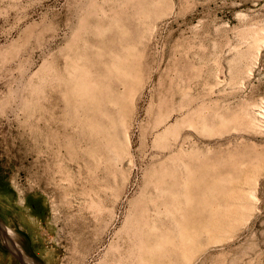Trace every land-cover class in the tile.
Instances as JSON below:
<instances>
[{"label":"rangeland","instance_id":"rangeland-1","mask_svg":"<svg viewBox=\"0 0 264 264\" xmlns=\"http://www.w3.org/2000/svg\"><path fill=\"white\" fill-rule=\"evenodd\" d=\"M177 220L153 264H264V0H0V263Z\"/></svg>","mask_w":264,"mask_h":264},{"label":"bare ground","instance_id":"bare-ground-1","mask_svg":"<svg viewBox=\"0 0 264 264\" xmlns=\"http://www.w3.org/2000/svg\"><path fill=\"white\" fill-rule=\"evenodd\" d=\"M93 131V130H92ZM91 132V131H90ZM21 133V132H20ZM19 133V134H20ZM22 134V133H21ZM20 134V135H21ZM96 134V133H95ZM96 137H97V135H96ZM112 139V138H111ZM24 140V139H23ZM86 142V141H85ZM98 142V141H97ZM86 144V143H85ZM95 145H97L96 143H95ZM95 147V146H94ZM97 149V148H96ZM98 149H100L99 147H98ZM99 154V153H98ZM82 158H83V156H82ZM81 160V159H80ZM85 162V161H84ZM91 166V165H90ZM93 167H94V165H92ZM92 166H91V168H92ZM95 167H96V165H95ZM97 170V169H96ZM150 216V215H149ZM31 217V216H30ZM35 218V217H34ZM34 218H32L31 217V219L33 220V222L35 223V220H34ZM174 218H176V217H174ZM170 219H171V217H170ZM172 219H173V217H172ZM174 220V219H173ZM155 221V223L157 222V221H159L158 219H157V221L156 220H154ZM154 221H152V223H153V225H155L154 227H156V225L158 224V223H156V224H154ZM162 221V220H161ZM163 222V221H162ZM173 222V221H172ZM174 222H176L175 223V225L173 226V227H171V226H169V227H167V228H165V227H162V226H158V227H162L160 230L161 231H158V229L157 230H155L154 228H152L153 227V225H152V223H150L151 225H150V227L151 228H149L148 227V229L146 230V229H144L143 231H142V229L140 230V232H139V234L141 235L142 234V237L143 238H140L139 239V241H138V248H139V251H141V257H140V259L141 260H147V263H149V264H153V262L154 261H160V263H161V261H163V260H165V259H160V258H164V256L165 255H167L165 252H164V245H166L167 246V242H170V247H171V249L172 250H170L169 248H166V250L165 251H167L168 249V251H169V254H171V252L172 251H174L175 253H177V255L176 256H174V257H178V254H180L181 255V246H180V244L179 243H183L184 242V238L183 237H181L180 236V233H181V225H180V222L177 220V221H174ZM161 223V222H160ZM164 224V223H163ZM174 224V223H173ZM165 225V224H164ZM163 228H165V229H163ZM196 234V237H197V241L199 240V236L201 235V234H199V232H197V233H195ZM9 238V237H8ZM168 239V240H167ZM7 241H8V239H6ZM165 240H167V241H165ZM128 244V243H127ZM126 253H125V256L129 259L130 258V255H131V250H130V248L128 247V249H127V251H125ZM164 253H165V255H164ZM124 254V253H123ZM169 254H168V256H169ZM164 255V256H163ZM172 255V254H171ZM170 255V256H171ZM170 256H169V258H170ZM182 256V255H181ZM169 258H167V259H169ZM178 258H180V256L178 257ZM157 259H160V260H157ZM175 259V258H174ZM175 261V260H174ZM164 262V261H163ZM176 262H177V260H176ZM157 263V262H156Z\"/></svg>","mask_w":264,"mask_h":264},{"label":"water","instance_id":"water-1","mask_svg":"<svg viewBox=\"0 0 264 264\" xmlns=\"http://www.w3.org/2000/svg\"><path fill=\"white\" fill-rule=\"evenodd\" d=\"M0 234L1 235H3V234H5L4 233V228L2 227V225L0 224ZM11 252V254L21 263V264H25V261H24V259H23V257H21V255L20 254H16L15 252H13V251H10Z\"/></svg>","mask_w":264,"mask_h":264},{"label":"crops","instance_id":"crops-1","mask_svg":"<svg viewBox=\"0 0 264 264\" xmlns=\"http://www.w3.org/2000/svg\"><path fill=\"white\" fill-rule=\"evenodd\" d=\"M5 264H15V261L14 260H11L10 258H7V260L5 261Z\"/></svg>","mask_w":264,"mask_h":264},{"label":"flooded vegetation","instance_id":"flooded-vegetation-1","mask_svg":"<svg viewBox=\"0 0 264 264\" xmlns=\"http://www.w3.org/2000/svg\"><path fill=\"white\" fill-rule=\"evenodd\" d=\"M9 231V230H8ZM8 235V237H10L11 236V233H8L7 234ZM24 259V258H23ZM24 261H25V264H27V262H26V260L24 259Z\"/></svg>","mask_w":264,"mask_h":264}]
</instances>
